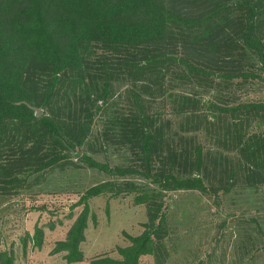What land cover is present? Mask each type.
<instances>
[{
  "label": "trees",
  "instance_id": "1",
  "mask_svg": "<svg viewBox=\"0 0 264 264\" xmlns=\"http://www.w3.org/2000/svg\"><path fill=\"white\" fill-rule=\"evenodd\" d=\"M253 64L264 74V0H0V180L18 187L32 174L75 166L70 149L87 144L93 116L107 114L124 77L122 84L128 80L127 88L139 92L132 95L140 106L117 124L143 166L128 165L131 157L110 167L80 155L87 167L126 180L87 189L55 251L65 252L68 264L81 262L90 199L133 194L136 204L151 202L143 232L128 236L118 259L93 264L158 259L164 192H228L241 178L248 187L264 185V132L252 127L264 122V103L215 96L229 94L234 83L261 80ZM166 79L183 88L171 95L180 118L169 139L175 149L165 148L162 128L142 108L147 90ZM193 88L214 96L203 101ZM3 156L16 157V168L2 163ZM134 173L144 184L128 178ZM31 239L39 247L41 230ZM0 264H12V256L0 252Z\"/></svg>",
  "mask_w": 264,
  "mask_h": 264
},
{
  "label": "rangeland",
  "instance_id": "2",
  "mask_svg": "<svg viewBox=\"0 0 264 264\" xmlns=\"http://www.w3.org/2000/svg\"><path fill=\"white\" fill-rule=\"evenodd\" d=\"M174 52L179 54L182 50L178 48ZM251 69L259 72L262 79L234 83L229 86V94L223 92L221 98L219 94L215 96L226 102L264 103V74L254 64ZM123 79L120 78L121 84L115 87L109 99L107 114L93 116L87 144L70 149L69 155L75 166L32 174L18 187H10L0 180V252H8L12 264H68L64 260L66 253L56 252L55 248L59 241L66 240L82 210L77 204L80 196L92 186L119 179L87 167L80 162V155L87 153L95 161L110 167L126 165V157H131L128 165L140 171L143 165L120 137L121 129L117 124L121 117L136 112L140 106L139 99L137 102L132 95L134 91L139 92L127 88L132 86L128 80L122 84ZM181 89L166 79L159 89L153 87L144 94L146 103L142 108L162 128L164 142L169 144L165 148L172 143L169 140L173 137L171 133L179 131L180 118L175 114L177 105L171 95L181 94ZM187 89L191 91V88ZM193 89L204 96L203 101L214 96L210 89L206 92ZM37 111L41 113V110ZM113 124L115 128L111 126ZM256 125L253 129L264 132V122L259 129ZM198 135L200 144L208 147L207 138ZM185 136L187 140L193 139V136ZM175 143L171 144L172 149H175ZM165 153H168L166 149ZM228 156L232 157L230 153ZM38 157L42 156L39 154ZM4 158L7 156H3L2 163L16 168V157ZM209 166L210 169L211 163ZM128 178L144 184L137 173ZM160 200L164 201L161 211L166 226V233L159 242L160 255L158 259L143 257L140 264H264L263 184L248 187L241 178L228 192L168 191ZM149 206L150 201L136 204L133 194L112 197L106 193L90 199L84 240L79 246L83 260L71 264L118 259L117 249L130 244L128 236L143 232ZM37 229L41 230L42 236L39 247L33 246L31 239Z\"/></svg>",
  "mask_w": 264,
  "mask_h": 264
}]
</instances>
